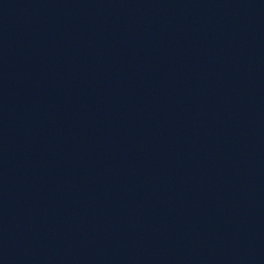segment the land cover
I'll use <instances>...</instances> for the list:
<instances>
[{"label":"water","instance_id":"obj_1","mask_svg":"<svg viewBox=\"0 0 264 264\" xmlns=\"http://www.w3.org/2000/svg\"><path fill=\"white\" fill-rule=\"evenodd\" d=\"M0 264H264V0H0Z\"/></svg>","mask_w":264,"mask_h":264}]
</instances>
